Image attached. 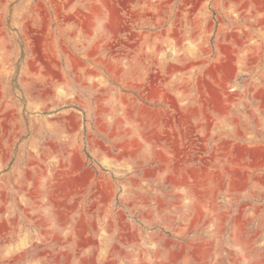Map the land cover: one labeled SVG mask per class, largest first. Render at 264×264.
I'll use <instances>...</instances> for the list:
<instances>
[{"label": "rangeland", "instance_id": "obj_1", "mask_svg": "<svg viewBox=\"0 0 264 264\" xmlns=\"http://www.w3.org/2000/svg\"><path fill=\"white\" fill-rule=\"evenodd\" d=\"M0 264H264V0H0Z\"/></svg>", "mask_w": 264, "mask_h": 264}]
</instances>
